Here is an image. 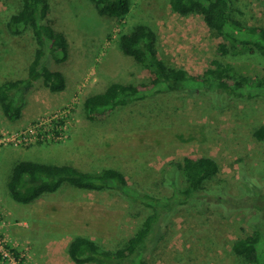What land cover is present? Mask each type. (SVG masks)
I'll use <instances>...</instances> for the list:
<instances>
[{
  "label": "rangeland",
  "instance_id": "1",
  "mask_svg": "<svg viewBox=\"0 0 264 264\" xmlns=\"http://www.w3.org/2000/svg\"><path fill=\"white\" fill-rule=\"evenodd\" d=\"M48 2L49 21L64 32L69 53L61 63L48 55L46 63L67 76L70 96L62 105L33 118H26L27 105L24 117L16 120L6 118L0 109V131L5 132L24 129L47 112L62 113L66 122L65 137L60 141L10 144L0 149L3 231L18 252L28 247L22 264L73 263L67 247L76 235L116 249L135 232L149 209L135 217L129 202L117 192L69 184L29 204L15 201L7 183L18 161L72 162L88 171L113 167L127 176L131 186L145 191L161 189L162 193L168 192L162 188L164 173L186 156L213 157L219 167L217 177L227 178L231 184L237 181V159L252 172L264 171V142L253 136V130L264 123V90L254 92L259 94L251 98L232 100L221 110L204 94L168 92L118 106L93 120L85 117L82 103L87 95L102 92L112 81L147 78V70L120 51V35L138 24L153 28L158 54L167 65L189 73L209 67L211 60L219 57V44L227 41L208 28L201 15H181L172 10L170 0H129L130 10L121 19L100 15L91 0ZM229 3L234 19L264 26L263 0ZM18 8V0H0V83L25 77L35 50L29 28L18 35L7 28L10 14ZM228 58L249 75L264 73V54L240 50ZM35 90L28 93L26 104ZM179 174L182 185L181 171ZM250 216L238 211L222 219L217 213L183 208L166 228L164 224L158 227L147 264H246L233 252L232 244L259 227L260 220ZM0 264L11 263L0 258Z\"/></svg>",
  "mask_w": 264,
  "mask_h": 264
},
{
  "label": "trees",
  "instance_id": "2",
  "mask_svg": "<svg viewBox=\"0 0 264 264\" xmlns=\"http://www.w3.org/2000/svg\"><path fill=\"white\" fill-rule=\"evenodd\" d=\"M18 1L19 8L10 14L7 28L15 35L29 28L35 50L25 77L0 83V109L10 120L22 116L27 95L39 82L51 93L67 87L66 75L46 63L48 55L61 63L69 53L64 32L55 29L49 21L48 0ZM91 1L100 15L108 17L121 19L130 10L129 0ZM169 3L172 10L181 15H201L207 27L229 45L220 43L219 57L212 59L209 67L189 73L167 65L159 56L156 33L151 26L136 25L130 32L120 35V51L140 63L148 72L147 78L127 83L112 81L102 92L87 95L82 103L87 119L93 120L118 106L160 93L204 94L215 109L221 110L230 106L232 100L251 98L259 94L254 92L264 90V73L249 75L228 58L229 54L240 50L264 54L263 25H245L231 17L229 0H170ZM253 136L264 142V123L253 130ZM237 164V181L231 184L227 178L217 177L219 167L213 157L186 156L182 162L171 164L164 173L162 188H167L168 192L162 193L161 189L145 191L131 186L127 176L113 167L88 171L72 162L21 160L13 166L7 187L11 197L24 204L69 184L80 189L113 190L129 202V211L135 217L149 209L135 232L116 249H106L85 235L74 236L67 247L71 264H147L158 227L164 224L166 228L172 216L186 207L217 213L222 219L238 211L259 219V227L236 239L232 250L246 264H264V171L252 172L242 159H237ZM180 171L184 179L182 185L179 184Z\"/></svg>",
  "mask_w": 264,
  "mask_h": 264
},
{
  "label": "built area",
  "instance_id": "3",
  "mask_svg": "<svg viewBox=\"0 0 264 264\" xmlns=\"http://www.w3.org/2000/svg\"><path fill=\"white\" fill-rule=\"evenodd\" d=\"M61 121V122H60ZM66 122L63 114L47 112L37 117L28 127L18 130L0 131V149L10 144L29 146L37 142L60 141L65 137ZM4 219L0 208V258L11 264H22L28 256V247L24 246L19 252L17 247H11L3 231Z\"/></svg>",
  "mask_w": 264,
  "mask_h": 264
},
{
  "label": "crops",
  "instance_id": "4",
  "mask_svg": "<svg viewBox=\"0 0 264 264\" xmlns=\"http://www.w3.org/2000/svg\"><path fill=\"white\" fill-rule=\"evenodd\" d=\"M35 87V93H32L28 104H26L28 106V117L26 118H33L36 115L43 113L44 111H47L54 106H57L58 104L62 105L65 101L68 100V97L71 93L68 78L66 89L58 93H51L46 87L43 86L42 83L36 84ZM41 96H43V98H41ZM50 100H52V102ZM23 110L25 111L24 108ZM24 111H22V118L24 117Z\"/></svg>",
  "mask_w": 264,
  "mask_h": 264
}]
</instances>
